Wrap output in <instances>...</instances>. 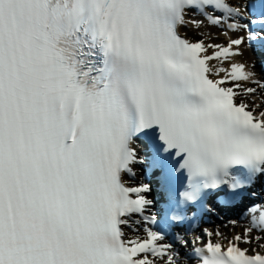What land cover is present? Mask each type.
Masks as SVG:
<instances>
[{"label":"snow or ice","instance_id":"obj_1","mask_svg":"<svg viewBox=\"0 0 264 264\" xmlns=\"http://www.w3.org/2000/svg\"><path fill=\"white\" fill-rule=\"evenodd\" d=\"M257 61L264 0H0V264H264Z\"/></svg>","mask_w":264,"mask_h":264},{"label":"bare ground","instance_id":"obj_2","mask_svg":"<svg viewBox=\"0 0 264 264\" xmlns=\"http://www.w3.org/2000/svg\"><path fill=\"white\" fill-rule=\"evenodd\" d=\"M210 31L212 33H217V29H210ZM188 38H190L191 40H196V39H199L200 37L196 36V34L194 32H189L188 33ZM224 43L226 44L227 43V39L223 36H220L218 39H212V40H205V43ZM211 51V50H209ZM254 55L248 51H245L244 52V55L243 56H240V57H232L231 58V61L232 62H250L252 59H254ZM212 64H216L217 66H223L225 68L228 67V62H225L223 65H220V63L218 61H213V62H210ZM247 70V69H246ZM255 71L257 73H259L260 71V68H259V65L257 63V67L255 69ZM240 84H242L244 87H251L253 85H251L250 83L246 82V81H240L239 82ZM259 96H264V92L261 91L258 93V95L256 97H253L252 95H249L248 99L252 98V100H249L248 102L251 104L253 102V100H255L256 103H259ZM235 220H238V224L236 225H231V224H228V223H220L221 224V227L223 228L222 229V232L225 234L224 237H232L234 236L235 234L239 233V229L241 226H247V218H239V219H235ZM220 229V228H219ZM224 230V231H223ZM256 235H258V233H254ZM262 242H264V240H261ZM255 242V241H254ZM253 242V243H254Z\"/></svg>","mask_w":264,"mask_h":264},{"label":"rangeland","instance_id":"obj_3","mask_svg":"<svg viewBox=\"0 0 264 264\" xmlns=\"http://www.w3.org/2000/svg\"><path fill=\"white\" fill-rule=\"evenodd\" d=\"M249 100H250V99H248V101H249ZM242 228H243V226L240 227L239 231L242 232ZM254 243L256 244V246H255L256 249H259V250L264 249V248H259V247H258V244H264V242H262V241H255Z\"/></svg>","mask_w":264,"mask_h":264}]
</instances>
